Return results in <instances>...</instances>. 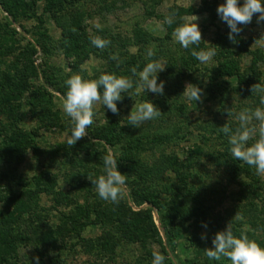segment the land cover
<instances>
[{
  "label": "rangeland",
  "instance_id": "1",
  "mask_svg": "<svg viewBox=\"0 0 264 264\" xmlns=\"http://www.w3.org/2000/svg\"><path fill=\"white\" fill-rule=\"evenodd\" d=\"M218 2L223 3L225 0H218ZM239 2L243 4V0ZM200 5L201 0H78L76 3L66 4V8H63L64 11L61 12L62 15L71 17L76 12H80L79 16L82 17L83 24L89 33L102 30L108 35L110 33L118 36V39L129 40L127 48L121 46L122 51L117 54L119 59H130V73L133 67L141 71L150 60L159 61L165 68L157 74V77L166 73L164 77L169 80L168 82L165 78L158 80V82H164L163 95L146 91L132 98L129 95L133 94L135 88L126 92L128 95H122L123 99L117 101L119 114H113L102 104L94 105L97 115L94 116L91 127L87 129L88 135L78 140L72 147L66 144L67 138L71 135L72 122L61 106L62 97L65 96L63 91L67 89L65 81L77 73L85 79H95L102 73H109L108 57L114 54V50H111L109 45L103 49L92 45L89 52H83L85 57L81 59L79 68L75 70L69 63L78 60V55L55 47L57 40L60 39L61 30L52 20L47 19L45 23L53 40V46L46 52L37 45L32 34L33 29H36L39 24L37 20H23L21 23L26 31L19 24L13 23L20 32V37H24L23 41L25 43L28 40L31 41L38 49L33 55V65L37 72L17 74L28 79L30 87L22 97L24 103L22 117L12 122V126L17 124L22 130L28 132L35 130L37 149H28L24 159L19 163L13 160L0 162V218L2 211L8 209L13 213L14 218L8 221L6 226L10 227L13 233L23 232L28 236L18 249L17 264H37L35 259L37 256L39 264H151L152 260L148 256L152 255L153 246L161 250L160 237L167 244L166 234L160 224L156 208L153 214L160 237L158 235H147L144 238L138 236L135 241L121 243L114 253L109 254L98 246L99 242L96 240L111 231L112 225L88 226L77 234L75 232L57 233L62 211L69 207L64 204L58 205L51 193H43L38 198L25 197L27 207L24 212L15 209L14 202L10 200L7 202V176H24L29 180L28 182H31L34 175L48 172L58 180L57 189L70 191L69 195L72 196L70 204L81 202L99 206L102 201L112 204L99 197L94 185L91 188L93 194L81 195L76 192L77 190H73V184L77 181L75 179L83 169L82 163L86 166L93 165L96 170L100 168L101 175L103 174V156L108 151L115 154L110 144L92 138L90 132L96 127L115 126L116 130L119 129L115 146L117 154L120 155L122 152L126 154L124 148L130 145L133 149L130 155L134 156L132 160L138 161L139 171H152L156 174L152 179L146 178L140 181L137 173L133 179L138 190L148 185L152 188L151 191L156 192L161 199L170 200L171 193L165 186L174 187L178 181V173L174 171V166L168 165L169 159L175 162L174 158L177 157L182 165L187 163L186 166H189V186L193 194L202 197L204 206L208 208L207 220L204 223L207 227L205 228L203 224L196 236H193L189 229L186 235L178 238L175 241L176 251L168 247L172 259L165 264H182L179 260L186 256L190 260L195 258L197 262H202L197 264H213L216 260H209L205 255V249L212 247L214 235L224 230L237 212L243 216V220H233L234 234L239 235V230L246 226L250 238L256 239L261 246H264V177L257 175L256 169L247 164L245 171L237 170L228 157L229 143L224 142L221 137L223 135L221 128L224 124L228 123L233 131L238 127L235 114L240 110L244 108L254 110L264 105H260L259 96L252 94L248 86L240 84L237 79L225 77L226 82L222 80V84L220 78L214 79L212 68L217 66V62L214 61L215 56L209 63H201L200 69L193 75H187V66L182 62V57H188L189 50L200 51L199 47L193 44L187 49L183 48L175 41L172 34H169L167 23H164L165 18L177 6L200 7ZM43 11L42 6L40 12L43 13ZM193 14L198 17V25L202 33V40L199 43L201 50L215 49L214 44L218 43V34H225L227 24L221 20L220 16L216 19L207 11ZM2 15L6 16L7 13L0 7V17ZM180 17L174 16L173 23L176 27L182 22ZM97 23L102 26L100 29L95 27ZM240 27L242 31L239 36L245 38L252 36L254 40L249 45L250 49L259 50V53L264 56V37H261L264 35V23L257 24V18L254 16L250 24L240 25ZM118 44H120L119 40ZM149 48L154 50L155 55L145 59ZM15 55L11 53L8 55L11 58L8 59H15L17 57ZM238 63L248 74L254 67L258 69L263 76L260 83L264 85V58L256 61L253 53L242 54ZM170 64H173V69L170 68ZM254 64L256 65L252 67ZM82 65L85 68L82 69ZM2 69L4 70L5 67ZM44 69L50 70L53 74L52 80L57 82L56 85L45 81L42 74ZM176 70H178L177 75ZM8 72L16 75L12 69H8ZM110 73L116 74V71L113 70ZM3 75L0 73V77ZM137 82L138 78L133 80L134 85ZM188 83L198 85L202 89V102L188 101L182 95ZM41 86H46L43 92L45 94L40 97V100H33L31 92ZM145 100H151L156 108L161 110V115L154 120L146 121L139 128L129 125L127 116L135 101ZM226 109L232 110L234 115L228 117ZM6 121L5 117L4 122ZM203 134L206 140H203ZM160 137L165 138L162 141ZM151 139L158 141L152 143ZM94 151H96L95 154ZM96 156H99L101 163H98ZM79 158L83 160L81 164ZM12 183H14L13 186L17 185V180H12ZM19 188L22 187L16 186L15 191L19 192ZM121 201H127L135 211L151 206L148 203L136 205L133 201L131 185L127 183ZM52 233L57 235L56 246L51 247V250L43 257L39 252L43 247V238L48 237L47 235L50 237ZM202 234L207 236L206 240L201 239ZM217 262L230 264L227 258ZM185 264L193 263L186 261Z\"/></svg>",
  "mask_w": 264,
  "mask_h": 264
},
{
  "label": "trees",
  "instance_id": "2",
  "mask_svg": "<svg viewBox=\"0 0 264 264\" xmlns=\"http://www.w3.org/2000/svg\"><path fill=\"white\" fill-rule=\"evenodd\" d=\"M78 0H0V7L7 13L6 16L2 15L0 17V73L4 74L0 77V162L3 161H15L17 163L24 159L26 151L30 148H36V135L35 130L28 132L22 130L17 124L12 126V122L17 118L22 117L23 105L22 97L29 90L30 83L28 79L24 78L23 75L18 76V73L32 72L36 73L35 67L33 65V55L38 51L36 45L28 40L27 43L23 41L24 37H20V32L15 28L14 24H19V26L26 31L25 26L21 23L23 20L35 19L38 21L37 28L33 29V36L35 37V42L41 47L43 51H49L53 46V40L48 33V29L45 27L47 19L52 20L61 30L60 39L57 40L55 47L57 49L66 50L68 53L78 55V60L69 63L78 69L80 63L85 57L84 53L91 50L92 41L91 37L99 36L102 39L110 41L108 44L110 49L114 50V54L122 51L123 48H127L129 45L128 39H118V36L109 35L106 31L96 30L94 33H89L86 26L83 24L80 12H76L74 15L69 17V15H62L63 8H66V4L76 3ZM218 0H201L200 7L188 6L182 7L177 6L176 9L173 8L170 15H190L197 13L199 11H207L217 19L218 13L217 8L219 6ZM43 6V13L40 12V7ZM48 15V16H47ZM167 26L169 34H172L176 25L171 24ZM229 27L227 25V33L218 34V43L215 46L216 55L214 61L217 62V66L212 68V74L214 79L220 78L221 84L226 82L225 77H233L237 79L240 84H246L248 90L250 91V85L254 83H260L262 80V74L254 65H252L253 71L247 73V71L242 70L238 60L242 54H254L256 61L263 59L259 50H251L249 45L253 42L254 38L237 36V43L235 45L228 39ZM140 37L141 35L138 34ZM120 38V37H119ZM118 40L120 44H118ZM145 41V40H144ZM120 45V46H118ZM201 44L197 45L199 50ZM203 45V44H202ZM115 46V48H113ZM122 46V47H121ZM192 47V46H191ZM190 47V49H191ZM203 47V46H202ZM236 47V48H234ZM214 48V47H213ZM113 54V51H111ZM191 50H189L188 57H182V62L187 66V75H193L200 69L201 63L195 57L191 55ZM15 53L17 57L15 59L8 55ZM112 56L108 57L109 60V71H116V75L125 76L131 80L138 78L130 73V59H119L113 60ZM82 59V60H81ZM254 63V62H253ZM2 67H5L3 70ZM173 69V64H170V68ZM169 68V69H170ZM8 69H12L15 74H10ZM175 69V67H174ZM7 71V72H5ZM109 72V73H110ZM174 72V70H171ZM178 70H176L177 75ZM170 75V71H168ZM42 74L45 81L51 85H56V80H52L50 70H42ZM166 74V73H165ZM164 74V75H165ZM164 75L157 77V82L161 78H165L167 82L169 81ZM18 78V79H17ZM98 79V78H95ZM159 83V82H158ZM166 83V82H165ZM136 85V84H135ZM134 85V88H135ZM46 86H41V88H36L31 92L32 99L40 100V97L44 95ZM67 89L63 92L66 94ZM102 91V89H101ZM122 95L127 96L128 94L122 93ZM15 101V104L13 102ZM32 104V103H31ZM5 117L7 121L4 122ZM90 132L92 138H96L100 141H104L112 146L115 154L114 157L117 160V167L119 171L125 175L126 183L131 185L133 201L136 205L140 206L144 203H148L151 206L147 209L133 210L127 201L119 203L108 204L107 202H101L99 206L92 205L90 203H77L70 204L72 196L69 195V190L65 191L63 189H57L58 180L53 178L48 172H40L32 177V181L24 176H7V192L6 197L7 202H14L16 208L21 212L27 207L25 197H36L38 198L43 193H51L53 195V200L58 205H65L69 208L62 211V219L60 222V227L57 233H79L88 226H104L112 225L111 231L107 232L104 236H100L96 242H99L98 246L106 250L109 254L116 251L117 247L125 241H135L138 236L146 237L147 235L160 237V232L157 224L154 221V209L156 208L160 217V224L166 234L167 244L163 242L160 237L161 243V254L165 255V262H170L168 259L170 252L168 247L175 249V241L178 238L187 234L191 231L193 236L198 234L201 226L206 223L208 216V208L204 206L202 202V197L193 194L189 186V166L180 163L179 158L175 159V162L171 159L168 161L172 167L174 166V171L178 173V181L175 183L174 187L165 186L169 189L171 193L170 200L161 199L156 192L151 191L152 188L145 185L143 189L138 190L136 188V183L133 177L138 173V180L142 181L144 179H152L156 174L152 171H142L138 165V161L132 160L134 158L132 154V148L130 145L125 147L126 154L123 152L117 154V132L116 127L109 128H94ZM97 129H100L99 132ZM203 140H206L205 134L202 135ZM224 142L228 143V136L223 133L221 136ZM165 137H160L159 139L163 141ZM169 139V138H168ZM158 140L151 139L154 143ZM122 149V148H121ZM228 154L230 153V145L227 146ZM57 153V152H55ZM96 151H94V154ZM126 155V157L124 156ZM233 165L237 170L245 171L247 165L241 161L234 160L231 154L228 155ZM98 163H101L99 156H96ZM79 158V162L81 164ZM91 162V159H90ZM82 175L81 172L76 177V183L73 184V190L85 195L93 194L92 184L88 179V175L99 176L101 170L95 169L93 165L86 166L82 163ZM248 172V170H247ZM75 175V174H74ZM179 176V177H178ZM253 177V176H252ZM17 180V185L13 186L12 180ZM21 186L19 192L15 191V187ZM10 200V201H9ZM8 204V203H7ZM14 215L8 209H4L0 218V264H17L19 258V247L21 244L28 239V236L23 232L13 233L11 228L6 226L8 221L12 220ZM31 224V221H29ZM137 235V236H136ZM43 238V247L39 252L46 254L51 250V247H55L57 243L56 236L52 233L51 236ZM100 240V241H99ZM150 260L153 259L152 255L148 256ZM182 264L186 261H192L193 264L202 263L201 261L190 260L189 257L181 258L179 260ZM184 262V263H183ZM220 262L215 261L213 264H218Z\"/></svg>",
  "mask_w": 264,
  "mask_h": 264
},
{
  "label": "clouds",
  "instance_id": "3",
  "mask_svg": "<svg viewBox=\"0 0 264 264\" xmlns=\"http://www.w3.org/2000/svg\"><path fill=\"white\" fill-rule=\"evenodd\" d=\"M217 13L221 20L225 22L230 31L228 39L232 43H237L236 37L242 31L240 25L247 26L256 16L257 24L264 23V0H225L220 3ZM182 21L173 31L172 36L183 48L190 45H199L202 40L201 29L198 25V17L194 14L180 17ZM174 15L165 18L164 23L173 24ZM97 29L102 26L97 23ZM261 37H264L262 35ZM92 44L100 49L105 48L110 41L99 36L91 37ZM155 55L152 48L146 52L145 59ZM191 55L200 63L207 64L216 55L215 49L200 50L193 49ZM113 60L119 61L118 54H113ZM82 69L85 66H81ZM165 66L159 61H149L141 71L136 67L131 69L134 76H138V82L131 96H139L141 92H152L156 95L164 94V82H157V74L163 71ZM67 91L62 97V110L72 122L71 135L67 138L68 147L74 146L78 140L88 135L87 129L94 122L97 115L94 105L102 104L113 114H119L117 101L123 99L122 93L134 88L133 80L125 76H118L115 73H102L98 79H85L81 74H73L66 81ZM102 89V91H101ZM252 94L259 96L260 105H264V85L254 83L251 85ZM182 95L188 101L202 102V89L195 84H186ZM228 117L234 115L233 111L226 109ZM161 115L151 100L136 102L132 107L128 117V124L133 127H141L146 121H151ZM238 127L233 131L228 123L224 124L221 131L228 136L230 154L234 160L256 169V174L264 177V107H256L254 110L244 108L235 114ZM31 151V150H30ZM29 151V152H30ZM35 163V161H33ZM99 176L88 175V179L102 200L112 203H119L126 191V177L118 167L117 160L111 151L103 156V169ZM233 220H243V216L238 212L231 221L228 222L224 230L218 231L212 239V247L205 249V255L209 260L220 261L227 258L230 264H264V246H261L256 239L250 238L248 229L245 226L240 229L239 235L234 234ZM205 228L207 224L203 225ZM201 239H207L202 234ZM151 264H165V255L153 246ZM39 264V257L36 258ZM168 259H172L169 255Z\"/></svg>",
  "mask_w": 264,
  "mask_h": 264
}]
</instances>
